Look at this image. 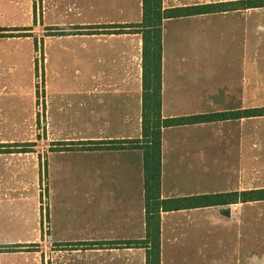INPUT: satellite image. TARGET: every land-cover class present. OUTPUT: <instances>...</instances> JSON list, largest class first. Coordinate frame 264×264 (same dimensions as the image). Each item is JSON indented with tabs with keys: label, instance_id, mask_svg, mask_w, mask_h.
<instances>
[{
	"label": "crops",
	"instance_id": "1",
	"mask_svg": "<svg viewBox=\"0 0 264 264\" xmlns=\"http://www.w3.org/2000/svg\"><path fill=\"white\" fill-rule=\"evenodd\" d=\"M242 1L256 0H163L164 9L233 4L228 11L164 23V119L242 115L163 129L161 264H264V201H243L245 192L264 190V116L244 115L264 108V7H237ZM43 18L48 80L42 149L35 154L23 148L31 142L27 133L36 129V107L27 118L19 116L21 123L18 115L0 120V146L11 149L0 154V198L17 218L0 229V247L23 249L0 252V264H147V249L140 245L148 230L144 152L80 146L142 139V35H55L61 28L140 24L143 0H43ZM25 28L0 29V43L9 51L0 59V78L22 64L28 82L19 95L34 105L36 44L19 36ZM73 69L70 79L63 74ZM71 82L76 90L69 89ZM65 90L89 100V122L79 128H66L64 115H58L63 107L54 112V104L53 110V96L56 101ZM60 144L78 149L59 151ZM42 178L48 195H57L44 225ZM216 195L217 205L208 200L179 210L166 207L171 200ZM43 237L54 250L48 262L30 250Z\"/></svg>",
	"mask_w": 264,
	"mask_h": 264
},
{
	"label": "trees",
	"instance_id": "2",
	"mask_svg": "<svg viewBox=\"0 0 264 264\" xmlns=\"http://www.w3.org/2000/svg\"><path fill=\"white\" fill-rule=\"evenodd\" d=\"M233 4H212L200 7L164 9L163 0H143L142 23L130 26L108 27H70L57 29L55 35H83L97 32L104 34H140L143 38V113L142 131L140 140L110 141L99 143H82L83 150H142L144 152L145 177H146V200L148 230L147 239L140 243L147 249V264H161V241H160V209L164 202L161 197L162 177V132L166 127L216 122L229 119L230 116L240 118L241 113L214 114L209 116L164 119L162 112V56H163V27L167 20L213 14L231 9ZM237 7L258 8L264 7V0L242 1ZM233 9V8H232ZM17 31V30H16ZM27 31V29L18 30ZM2 32V30H0ZM54 35V34H53ZM0 36H3L2 34ZM246 117H263L264 108L250 110L244 113ZM73 144H60L59 151L78 149ZM0 153H8L10 150H1ZM220 195L204 198H186L166 202L168 210H179L184 207H195L203 202L211 200L217 205ZM244 202L264 201V190L245 192ZM132 246L134 244H127ZM139 245V244H136ZM70 246V245H69ZM66 246V247H69ZM21 246L0 247V252H14Z\"/></svg>",
	"mask_w": 264,
	"mask_h": 264
},
{
	"label": "rangeland",
	"instance_id": "3",
	"mask_svg": "<svg viewBox=\"0 0 264 264\" xmlns=\"http://www.w3.org/2000/svg\"><path fill=\"white\" fill-rule=\"evenodd\" d=\"M53 13L48 12L47 17L51 19ZM47 19V18H46ZM44 20L43 18V0H0V29L8 28L9 30L11 28L13 29H21L24 27L27 29V32H22L19 34L21 37L29 36L32 40V43L36 44V51H35V57L36 62L34 66V76H35V87L37 91V99L34 102H32L31 97L24 96L23 98L20 97L19 92L20 90L24 89L26 91V85L24 82H28L27 77L23 76L27 74L26 69L22 64H18L16 71L9 72L7 69L3 72L2 78H0V120L2 122L5 121L7 118H14V115H18V119L20 115H23L25 118L28 117L29 113H32V107H36V113H37V124L36 129L31 130L27 134V139L30 140V144L26 145V147H23L24 149H28L30 152H35V154L38 152V150L42 149V142L44 138H46V131L43 129V123L42 120L44 118L43 111H42V101L44 96V83L46 80H48V73L44 70V54H43V35H48V32H43L45 30V25L47 23V20ZM48 19V20H49ZM50 21V20H49ZM21 42V41H19ZM26 42V41H24ZM7 44L6 42L0 43V58L3 61V56L5 54H8L9 51H6V47L4 46ZM26 44V43H24ZM4 49V50H3ZM10 60H6V65L9 63ZM55 65V64H54ZM54 65L52 67H54ZM51 67V68H52ZM46 68V66H45ZM74 69L70 71L69 73H63L68 74L69 79L75 75ZM73 72V73H72ZM85 74V73H84ZM24 78H23V77ZM24 80H23V79ZM51 78H54L51 76ZM68 78H62V79H68ZM53 83V82H52ZM73 83V87H71L70 83L69 89L70 90H76V84L77 82H71ZM66 91V90H65ZM77 92V91H72ZM72 92L66 91L64 96L59 97L55 101V96H53V110H54V104H57L55 107L54 112L56 110H59L60 107H63L64 110L58 111V115L62 117L64 115V121L67 124V129L71 130L73 128H79L81 124H85L89 122L90 119V103L89 100H86L85 97L80 96H71L73 95ZM25 112H23V110ZM19 112V113H18ZM27 112V113H26ZM29 112V113H28ZM22 121V120H21ZM20 122V119L18 121ZM65 135L69 132L73 131H67L65 130ZM63 132V133H64ZM58 135V134H57ZM2 148L1 150H11L10 148H6L4 146H0ZM17 148L20 147H14L13 151L17 150ZM21 149V148H20ZM20 151V150H18ZM2 154V153H0ZM262 169H260V172L264 173V163L261 164ZM52 184V180H51ZM52 187L56 189V186L53 182ZM38 192L40 195L39 202H40V220L41 224L44 225V223H47V215H48V207L51 205H55L57 200V195L54 191V194L50 196V193L48 195V183L47 179L43 180L41 179L40 184L38 185ZM9 201H6L4 198H0V229L1 230H7L9 222L13 221V219H17L13 216V213L10 209ZM13 217V218H12ZM1 245V244H0ZM35 245L33 250H37L40 252L38 254L39 260L42 262V260H45V262H48V257L52 256V252L54 251L53 248L49 246L47 242H44V237L42 238V241L38 243V247ZM51 248V249H50ZM23 250L22 247L17 249Z\"/></svg>",
	"mask_w": 264,
	"mask_h": 264
}]
</instances>
